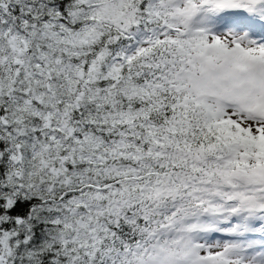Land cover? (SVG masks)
Here are the masks:
<instances>
[{"label": "snow or ice", "instance_id": "6c2138e0", "mask_svg": "<svg viewBox=\"0 0 264 264\" xmlns=\"http://www.w3.org/2000/svg\"><path fill=\"white\" fill-rule=\"evenodd\" d=\"M0 264H264V0H0Z\"/></svg>", "mask_w": 264, "mask_h": 264}]
</instances>
